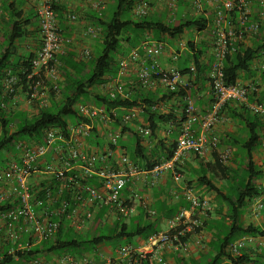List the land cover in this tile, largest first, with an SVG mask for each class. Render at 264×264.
<instances>
[{
	"label": "built area",
	"instance_id": "built-area-1",
	"mask_svg": "<svg viewBox=\"0 0 264 264\" xmlns=\"http://www.w3.org/2000/svg\"><path fill=\"white\" fill-rule=\"evenodd\" d=\"M205 1H212L217 5L212 45L213 63L208 78V86L216 101L214 108L202 114L189 100L186 120L181 121L173 159L164 161L153 169L141 167L120 146L123 126L115 129L113 119L119 117L118 110L108 112L106 108L95 105L77 104L79 118L75 122H68L66 127L53 126L46 129L41 142L34 139L18 142L15 146L17 153L11 154L8 163L10 171H0V183L7 176L11 178V193L0 196V202H11L9 210L0 212V219L6 229L5 237H0V244L3 239L11 245L9 255L15 262L23 263L19 253L29 252L43 241L54 239L61 230L94 233L107 225L106 220L110 216H115L124 223L133 214L135 204L147 208L144 198L136 192L135 185L145 179L151 187L156 186L164 174L169 172L176 181H180V168L187 152L204 158L209 152L216 151L219 139L208 134L224 121L221 113L227 104L233 102L244 105L264 119V102H250L251 96L260 98L263 92L261 83L250 79L246 82L238 80L229 85L225 81L224 72L226 59L239 49L252 46L259 35L264 26V0H193V9L201 13ZM3 3L4 0H0V18ZM55 5L56 0H43L37 10L41 46L30 64L31 74L27 76L29 82L42 74L44 80L56 83L59 80L58 67L52 63H57L58 58L64 55L65 40ZM254 5L259 9L257 15L254 14ZM95 7L104 8L101 4H96ZM148 11L147 4L142 3L136 7L135 14L137 17H145ZM72 18L75 19L74 16ZM89 33L93 34L94 31L91 29ZM164 50V43L147 41L122 59L114 90L110 92L112 99H130L131 94L126 89L123 78L133 64L140 65L138 81L145 90L154 89L157 83L164 85L169 91H175L178 86L186 87L188 81L176 67L164 70L158 63ZM89 56L87 53V57ZM174 59L176 61L178 56L175 55ZM252 66L259 74H264V49L256 55ZM190 70L195 79V66ZM18 82L17 76L8 75L4 95L15 94ZM42 84L41 80L36 83L35 92L29 99V105L36 106L37 109L50 105L48 99L37 98ZM30 89L33 87L30 86ZM16 96L15 94L12 99L14 108H17ZM142 114L141 108L124 110L121 121L122 125L134 128L139 136L148 139L151 131L143 122ZM195 122L200 126V136L193 129ZM172 126L169 125V132H172ZM96 130L100 137L92 141ZM231 157V151L221 155L225 163ZM128 187L131 193L127 196L125 190ZM262 207L263 205H259L260 209ZM105 208L108 210L105 219L99 223L97 220L101 218ZM210 209L208 201L193 197L191 211H184L171 219L170 230L151 237L146 247L123 245L110 254L101 253L98 249L95 253L80 258L71 254L56 255L55 260L47 264H169L162 252L188 251L191 238L202 227L201 221L194 217V212L199 210L206 214ZM187 234L190 237L183 240ZM247 239L242 238L231 244L228 248L229 255L233 258L241 257ZM196 244L203 247L202 238H197ZM27 264H43V260Z\"/></svg>",
	"mask_w": 264,
	"mask_h": 264
},
{
	"label": "trees",
	"instance_id": "trees-1",
	"mask_svg": "<svg viewBox=\"0 0 264 264\" xmlns=\"http://www.w3.org/2000/svg\"><path fill=\"white\" fill-rule=\"evenodd\" d=\"M9 0H4V11L7 17L0 20L2 37H0V171L9 172L11 154H16V144L24 140H36L41 142L46 129L53 126L66 127L68 122H75L79 115L76 105L84 103L106 108L108 112L118 110L119 117L113 118L115 121L114 128L122 127V136H127L132 140L131 145H124L123 141L119 143L129 153L131 159L137 162L145 169H153L160 163L171 160L176 151L177 134L171 133V139L174 143L172 146L160 139L159 132L163 126L173 125L175 132L180 129L181 121L186 120V108L188 101L198 104L196 99L197 81L201 85H207L212 60L205 65L203 56L208 53V45H196L194 42L188 43L189 51L185 54L187 59H192L196 68L197 77L195 82L190 80L186 87L178 86L175 91H165L162 96L154 92H137L130 96L129 100H113L110 94L100 93L98 88L105 83L107 77H116L120 71L121 60L127 58L129 53L140 48L145 42V36L148 33L154 35L152 42L163 43V37L173 41L184 35L186 32L198 31L199 33H208L210 21L206 17L180 16L178 22H163L159 19H153L149 16L135 17L134 10L136 0H111L112 6L108 11L106 18L99 17L98 26L101 29V43L96 52L87 62L82 60L75 62L74 55H63L58 58V62L63 65L58 67L59 72L64 78L61 85L53 87L51 80H44L43 74L35 77L30 82L27 76L31 74V62L36 53H27L20 55V46L30 36H38L40 33L39 20L37 15L30 17L29 22L24 21L23 11H19L18 6L7 5ZM13 9V10H12ZM113 9V10H112ZM55 10L57 6L55 5ZM254 14L257 15L259 9L253 6ZM12 11V12H11ZM237 17V14H234ZM105 19V20H104ZM264 49V26L261 27L260 33L256 36L252 46L239 49L236 54L229 56L224 65L225 81L227 84H235L241 74L252 75V62L257 54ZM52 65H56L55 62ZM12 74L19 78L15 86V94L18 92L26 94L30 99L35 92L36 83L42 81L49 87V106L41 109L34 107L33 115L26 110L14 108L13 98L5 96V81L8 75ZM182 75L193 73L190 68L181 72ZM264 79V74L261 75ZM30 86L33 89H30ZM40 89V88H39ZM211 91V90H210ZM20 94V93H19ZM212 94V93H211ZM260 98L250 97V102H264V92ZM121 98V97H116ZM177 102L178 107L165 108L169 104ZM215 98L212 95L209 101L210 110L214 108ZM136 108L143 109V122L151 131L148 140L154 145L150 148L145 147V139L139 136L134 128L122 125V114L124 110ZM228 119L241 123L246 132V138L243 140L235 139L231 144L227 139L219 140L218 146L227 145L229 148H237L238 151L232 154L234 159L228 158L225 163L221 154L214 151L213 161L205 163L201 161V170L197 172L198 183L200 186L207 187L210 191L217 194L218 200L225 203L228 207V219L232 221V227L227 230L223 238L220 239L216 254L212 256L206 264H223L226 260L233 264H248L246 257L233 258L228 253V248L237 236H263L264 232L252 226H241L238 219L241 210L247 207V204L253 198L263 196L264 191L257 186V181L261 178L262 172L254 162V155L263 146L264 141V119L252 113L246 106L238 103H229L222 111L221 115ZM96 130L91 138L92 141L100 136ZM232 152V151H231ZM10 156V157H9ZM234 161L229 166V161ZM223 181L227 186L223 189L216 185V181ZM228 192L229 195H226ZM11 202H0V212L9 210ZM190 206H184L188 210ZM179 212L176 210L173 217H177ZM177 215V216H176ZM200 229L196 230V233ZM158 227L153 224L142 226L140 224L129 226L126 223H118L111 233H103L102 229H97L91 239L80 241L71 238L72 231L61 230V232L51 240L43 241L35 246L29 252L19 253V257L24 261L15 262L9 255L11 245L6 248L3 260L0 264H27L30 261L49 260L52 255L71 254L75 257H82L87 254L95 253L100 247L106 246L111 242L120 243L127 241V245H132L134 239L143 237L149 240L151 237L160 234ZM190 234L183 240H187ZM126 244L117 245L121 247ZM149 264V263H144Z\"/></svg>",
	"mask_w": 264,
	"mask_h": 264
},
{
	"label": "crops",
	"instance_id": "crops-1",
	"mask_svg": "<svg viewBox=\"0 0 264 264\" xmlns=\"http://www.w3.org/2000/svg\"><path fill=\"white\" fill-rule=\"evenodd\" d=\"M192 1L193 0H137L136 7L142 3L147 4L149 10L147 16L152 18L155 17L166 23L172 20L174 23H176L180 19V16L196 17L200 15L202 17H206L210 21V27L208 33L206 34H201L198 31L186 32L184 35L173 41L163 37V43L165 42V50L158 58V63L164 70L176 67L180 72H184L186 69L194 66L192 59H187V57H185V54L189 51L187 47L189 42H194L196 45L204 43L207 44L209 51L203 56V61L205 62V65L209 60H212L213 62L212 45L215 37L213 31L217 5L212 1H205L203 2L202 12L197 13L193 9ZM42 3L43 0H9L7 5L11 4V6H18L19 11H23L24 13V21L29 22V19L32 17V15H37V10ZM173 3L176 4L173 5L174 9L172 10L171 5ZM96 4H101L104 6V8L97 9L95 7ZM56 6L57 18L62 30V36L65 40L64 55H74L75 62L80 60L83 62L89 61L101 43V29L97 25L99 17H107L108 11L112 6V1L56 0ZM7 16L8 15L4 11L3 6V14L1 18ZM72 16H74L75 19H73ZM135 17H137L136 14ZM91 29L94 31L93 34L89 33V30ZM153 37V34L148 33L145 36L144 41L145 39L151 41L153 40ZM19 46L20 55L36 53L41 46L40 33L38 36L28 37L26 41ZM87 53H89V57H87ZM175 55L178 56L176 61L174 59ZM56 65L60 67L63 64L61 62H57ZM139 68V64L131 65L126 73V76L123 78V83L125 84L126 89L130 92L131 96L137 92L147 93L149 91L156 93L158 96H162V94L167 91V88L160 83H157L156 87L152 90H145L140 87L138 81ZM251 69L253 71L252 75L247 77V75L241 74L239 80L243 82H246L250 79L256 80L257 82L261 83L264 92V79L261 77L262 74H259V72L253 66H251ZM117 77L118 76L114 78L107 77L105 79V83L98 88V91L100 93L110 94V92L114 90V84ZM183 77L188 82L190 80L195 82L196 80L190 75H183ZM62 81H64V78ZM196 83L197 85L195 89L198 104L195 106L200 113L205 114L210 111L209 101L212 98V94L208 83L204 86L198 83V81ZM19 93L22 94L21 92H18L16 98H19ZM37 98H40V96L38 95ZM173 106L178 107V103L173 102L165 108H171ZM224 118V121L218 124L213 129V131L208 134V136H216L220 141L227 139L231 144L235 143V139L243 140L246 138L245 128L241 123L228 119L226 113H224ZM193 129L197 136L201 135L202 132L197 122L193 124ZM169 131V125L163 126L159 132V137L166 143V145L172 146L174 140L170 138L172 132ZM173 133H176L178 138L179 130L175 132V129L173 128ZM120 140H122L123 144L126 146L132 144V140L126 135L121 136ZM152 145H154V143L152 144L148 139H145V147L150 148ZM120 146L123 148L122 144H120ZM123 150L129 154L124 148ZM231 151L234 156V153L237 152L238 149L235 147L232 148ZM213 155L214 153L211 152V155L208 153L206 157L201 158L193 154V152H187L185 154L183 164V169H185L187 173L185 176H182L183 179L180 181H176L172 173L169 172L164 174L156 186L151 187L145 179L141 180L135 185L136 192L144 198L145 202L147 203V208H145L144 205L135 204L136 208L131 215V218L136 220L135 225L140 224L145 226L153 224L154 226L158 227V229L161 231L160 233L170 230L169 222L174 218L171 217L173 214H175L176 210L179 212V214L184 211H191V199L193 197H197V195H199L198 197H200L202 200H206L210 203L211 209L206 214H203L199 210L194 212V217L201 221L202 227L197 235H194L191 238L188 251L172 252L170 250H164L162 252L163 257L168 261L169 264H204L206 260L210 259L216 254V248L218 247L220 239H222L227 230L232 227V221L228 219L229 210L227 205L225 203H221L218 200L217 194L215 192L210 191L205 186H200L198 183L197 172L201 170V161L203 160L205 163L213 161ZM192 157H195V160ZM254 162L262 172L261 178L257 181V186L264 191V145L260 147L257 153H255ZM141 166H143V164ZM232 166L234 168L236 167V165ZM221 182L222 184H219L216 181V185L223 189L227 186V184H224L223 181ZM10 193L11 178L7 176L5 181L0 183V196ZM130 193L131 189L129 187L126 188L125 194L128 196ZM225 193L226 195H229L228 192ZM186 205L190 206L188 210L184 209V206ZM259 205H263L262 209L259 208ZM107 211L108 210L106 208L102 211L101 218L99 217L97 222L102 223V219H105ZM150 212H154V214H151ZM145 221H150V223H144ZM116 222L121 223L122 221L117 219ZM124 223H126V221ZM238 224L244 227L252 226L264 232V194L263 196L250 200L247 204V207L241 210ZM112 225H114V223ZM5 234L6 229L4 222L0 219V237L4 238ZM198 236L202 238L203 242H205L203 247H199L196 244V239L199 238ZM242 238H248L246 247L242 251V256L246 257L247 262H249L248 264H264V235L237 236L234 242L241 240ZM134 242L135 243L132 244L134 246L146 247L148 246L149 240H145L143 237H137L134 239ZM8 246L9 244L2 239L0 244V260H3L4 252ZM108 248L114 249L112 247ZM55 257L56 255H52L49 257V260L42 259L43 264L53 262ZM223 264L233 263L226 260Z\"/></svg>",
	"mask_w": 264,
	"mask_h": 264
},
{
	"label": "rangeland",
	"instance_id": "rangeland-1",
	"mask_svg": "<svg viewBox=\"0 0 264 264\" xmlns=\"http://www.w3.org/2000/svg\"><path fill=\"white\" fill-rule=\"evenodd\" d=\"M137 1V0H136ZM173 4H176V3H173ZM113 10V9H112ZM152 18V17H151ZM153 19H157L155 17H153ZM1 30V28H0ZM2 32L0 31V37H2ZM165 44V42H164ZM188 47V46H187ZM97 53V52H96ZM63 76L61 75V73L59 72V80L56 82H53L51 81V84L53 87H57L59 85H61L63 83ZM262 87V86H261ZM38 95L40 96V98H45V99H48V101L50 102L49 100V87L45 84H42V88H40L38 90ZM17 100V108L20 109V110H26L30 115H33L34 113V107L30 106L29 105V98L27 97L26 94H19V98H16ZM228 151H231V149H229L227 146L223 145V146H218L216 152L219 153V154H225L226 152ZM209 154L211 155V152H209ZM194 160H195V157H192ZM211 158V156H210ZM232 159H234L232 157ZM234 161H229L228 165L231 166L232 163ZM180 173L182 174V176H185L186 175V171L185 169H183V166L180 168ZM183 179V178H182ZM219 184H222V182L220 180L217 181ZM225 184V182H224ZM199 195H197L198 197ZM200 198V197H199ZM117 221V218L115 216H110L107 220H106V223L107 225H105V227L102 229V232L103 233H111L112 230L116 227V225L120 222H116ZM116 222V223H115ZM143 222V221H142ZM114 223V225H112ZM126 223L129 225V226H134L135 223H136V220L134 218H131V216L129 218L126 219ZM144 223H150V221H145ZM156 227V226H155ZM166 229V228H165ZM93 236V232H83V233H72V235H70L71 238H75V239H78L80 241H83V240H88V239H91ZM128 243L127 241H121L120 243H117V242H111L108 247H112V248H115L117 245H120V244H126ZM135 243V242H133ZM205 242H203V245H204ZM106 246H103V247H100L99 248V252L101 253H104V254H110L113 249H110ZM93 254V252H92ZM88 255H91V254H88ZM209 260V259H208ZM206 260V262L208 261ZM204 262V264L206 263Z\"/></svg>",
	"mask_w": 264,
	"mask_h": 264
}]
</instances>
